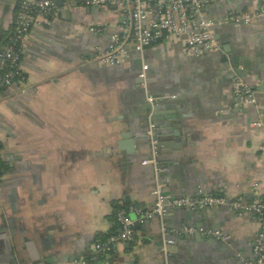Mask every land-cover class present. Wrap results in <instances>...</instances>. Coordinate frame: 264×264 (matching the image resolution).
<instances>
[{
    "label": "crops",
    "instance_id": "crops-1",
    "mask_svg": "<svg viewBox=\"0 0 264 264\" xmlns=\"http://www.w3.org/2000/svg\"><path fill=\"white\" fill-rule=\"evenodd\" d=\"M15 1L0 0V39L12 28ZM81 1L62 0L63 12L57 7L33 20L21 43L23 79L0 90V264L93 258V244L118 231V211L135 220L129 208L153 207L156 183L170 198L249 202L264 195V92L246 106L232 89L241 81L236 72L264 87V17L215 26L220 53L188 57L184 39H166L142 53L129 50L125 64L106 67L96 61L97 49L105 50L120 30L126 7ZM259 3L216 0L204 15L220 19ZM142 64L148 66L145 89L137 77ZM147 96L156 112L143 110ZM149 122L155 139L147 134ZM254 122L263 126L251 127ZM153 140L160 172L142 165L153 157ZM213 210L215 216L190 220L167 210L162 219L135 225L133 241L100 254L97 264L252 261L253 215ZM213 225L227 243L183 233ZM165 240L173 242L168 258L161 251Z\"/></svg>",
    "mask_w": 264,
    "mask_h": 264
},
{
    "label": "built area",
    "instance_id": "built-area-1",
    "mask_svg": "<svg viewBox=\"0 0 264 264\" xmlns=\"http://www.w3.org/2000/svg\"><path fill=\"white\" fill-rule=\"evenodd\" d=\"M56 0H21L12 29L13 36L10 43L0 49V90H5L23 79L20 67L21 43L28 32L33 20L37 17L55 14ZM216 0H82L81 5L95 8L126 7V17L120 30L110 36V42L105 50L97 49L96 61L106 67L120 66L127 62L129 50L132 48L136 53L144 50L166 39H184V54L188 57L199 58L207 53H220L221 48L214 38L213 28L225 25H248L255 19L264 17V0H260L259 8L250 11H238L225 14L220 19H208L204 15V9ZM94 31V29H90ZM148 66L141 65L138 79L141 87H146V74ZM233 94L241 105H255L260 84L254 88L247 87L241 81H235L232 86ZM149 103L155 99L147 96ZM251 127H261V122L252 123ZM154 125L148 123L147 134L152 138ZM153 157L142 165L152 164L156 172L162 169L156 165L155 141H152ZM163 171V170H162ZM152 196L153 207L145 212L129 208L134 212L136 219L132 220L124 211L116 213L118 231L104 241L93 244L95 256L91 259L81 261L80 264H97V256L107 253L119 244H128L133 241L135 225L143 224L154 218L162 219L167 210L228 207L236 213L248 212L253 215L258 225V232L253 245V260L245 264H264V195L257 196L249 201L240 199L231 200L223 196H197V197H173L164 193L163 185L156 183ZM188 235H198L204 239H212L227 243L229 237L220 231L212 229H183ZM173 246L171 240H165L161 251L166 258L170 255Z\"/></svg>",
    "mask_w": 264,
    "mask_h": 264
},
{
    "label": "water",
    "instance_id": "water-1",
    "mask_svg": "<svg viewBox=\"0 0 264 264\" xmlns=\"http://www.w3.org/2000/svg\"><path fill=\"white\" fill-rule=\"evenodd\" d=\"M55 5L60 9V12H63L64 7H63V2L62 0H56L55 1ZM114 9V8H113ZM65 12V11H64ZM130 50L133 51V49L131 48ZM237 75V77H239L241 79V81L249 88H254V86L250 85L247 82V79H245L244 77H241L240 73L236 72L235 73ZM264 84V82H263ZM260 90H262L264 92V87H260ZM154 103H150V104H145L143 106V110L147 111V112H152L155 110V112L157 111V109H155L153 107ZM154 114L150 117V121L153 122L154 119ZM128 138V134H123L121 135V139L122 141L126 140ZM152 138H156V133L152 134ZM130 144V143H129ZM128 151H131V149H129ZM178 211L181 212V214L185 217V219L190 220L192 217H196L197 219H201L202 217H209L210 215H216V213L214 212L213 208H201V209H196V210H188V209H177ZM218 211V210H216ZM167 213V212H166ZM209 228H211L212 230H217L218 227L217 225H213L210 226ZM194 240H200V237L198 235H196L195 237H193Z\"/></svg>",
    "mask_w": 264,
    "mask_h": 264
},
{
    "label": "trees",
    "instance_id": "trees-1",
    "mask_svg": "<svg viewBox=\"0 0 264 264\" xmlns=\"http://www.w3.org/2000/svg\"><path fill=\"white\" fill-rule=\"evenodd\" d=\"M21 0H16L15 1V14H14V19L17 15V13L19 12V9H18V6H19V3H20ZM13 36V29L11 28V30L9 32H6V33H1V39H0V49H2L4 46L8 45L10 43V39L12 38ZM1 148V146H0ZM1 166V164H0Z\"/></svg>",
    "mask_w": 264,
    "mask_h": 264
}]
</instances>
